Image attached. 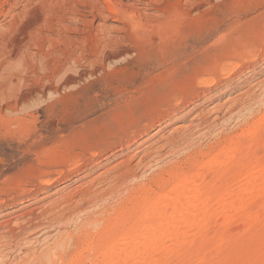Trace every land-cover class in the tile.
I'll return each instance as SVG.
<instances>
[{
	"label": "rangeland",
	"instance_id": "obj_1",
	"mask_svg": "<svg viewBox=\"0 0 264 264\" xmlns=\"http://www.w3.org/2000/svg\"><path fill=\"white\" fill-rule=\"evenodd\" d=\"M71 1L0 0V264H264V0L144 2L153 15L134 31L106 12L124 28L108 61L96 25L65 42L61 3H94ZM42 9L48 44L25 28ZM187 172L215 191L209 222L109 244L135 194L152 203L169 189L157 178Z\"/></svg>",
	"mask_w": 264,
	"mask_h": 264
},
{
	"label": "bare ground",
	"instance_id": "obj_2",
	"mask_svg": "<svg viewBox=\"0 0 264 264\" xmlns=\"http://www.w3.org/2000/svg\"><path fill=\"white\" fill-rule=\"evenodd\" d=\"M49 1V0H48ZM75 1V0H74ZM71 1V2H74ZM93 1V0H91ZM106 7H100L98 6V1H93L94 3H88V7L91 8V11L87 12L84 11L82 9H78L77 7L74 8L75 3L71 4V8H67L65 3L62 2L61 3V12L58 13V17L57 20L58 22H56L57 26L60 28V30L62 29V31H67V35L65 34L66 37H64L65 42L68 41H72L73 42H78L79 40L76 38H73L74 34L73 33H80L78 36H82L85 34V30L88 27H92L94 25H96V29L97 30V34L98 37L103 36L100 40L99 43H97L98 48L101 46L100 44H102L103 46V53L102 54V61H108L110 58V56L112 55L111 53H108L105 51V49L109 46L113 47L115 44H117V39H123L122 36H120L121 34H119L118 36H114V32L116 33H123V29L121 28L119 25H112L109 26L106 24V22L108 21V18L110 15H105L106 12H109V14L111 13V15H115L116 13H118L119 11L121 12V14H125V16L131 20L133 22V31L134 29L136 30L138 23L135 20H139L141 17H148L150 16L152 13V8L149 7V5L147 4V8H143V6L141 7L140 4L142 3H147V2H152L155 0H125V4H123L122 2H120L119 0H103ZM122 1V0H121ZM157 1V0H156ZM193 1V0H191ZM43 2L44 5H48V3L51 4V2L48 3H44V0H41V3ZM56 2V1H55ZM80 2V1H79ZM89 2V1H88ZM188 2V0H185V4ZM57 3V2H56ZM66 3H68V7L69 6V2L66 1ZM85 3H87L86 0H84V5ZM157 2H155L156 4ZM119 5V8L117 9V5ZM152 4V3H151ZM154 4V3H153ZM154 4V5H155ZM158 4V3H157ZM156 4V6H157ZM191 5L190 3H187V5ZM42 5V4H41ZM40 5V6H41ZM53 5V3H52ZM73 5V6H72ZM83 5V4H81ZM193 5V4H192ZM47 6V7H48ZM55 6V4H54ZM60 6V5H59ZM79 6V5H78ZM46 7V8H47ZM52 7V6H50ZM56 7H58V4L56 5ZM73 7V8H72ZM86 7V6H85ZM12 8V7H11ZM9 8V9H11ZM27 8V7H25ZM39 8V7H38ZM41 8H44L43 6ZM155 9H157L156 7H154ZM52 9V8H51ZM161 9V8H159ZM158 9V10H159ZM194 9V8H193ZM188 10V9H187ZM30 11V10H29ZM40 12L37 11H33V21L29 22L27 27L28 30H31V32H34V35L36 33V39L41 42H52V37L51 35H49L47 32H43V31H48L47 30H40L38 32H36L37 28L36 26L38 25V21L41 17L42 14L46 15L45 17L49 16L50 11H47L45 9V11L39 10ZM28 12V11H27ZM45 12V13H44ZM53 12V11H51ZM170 12V11H169ZM173 12V11H171ZM195 12V11H194ZM56 13V12H55ZM163 13V12H162ZM168 13V12H167ZM189 13V12H188ZM12 14V13H11ZM17 14V13H16ZM26 14V13H25ZM53 14V13H52ZM10 15V14H9ZM18 15V14H17ZM28 15V14H27ZM26 15V16H27ZM153 15V14H152ZM158 15V14H156ZM31 16V15H30ZM52 16V15H50ZM164 16V15H163ZM12 17L14 18L15 15H12ZM43 17V15H42ZM155 17V16H154ZM159 17V16H158ZM156 16V20H158V18ZM162 17V16H160ZM171 17V16H170ZM48 18V17H47ZM52 18V17H51ZM56 18V17H55ZM15 19V18H14ZM50 19V18H49ZM104 22L99 24V20H103ZM114 19V18H113ZM135 19V20H133ZM147 20V18H145ZM164 19V18H163ZM170 19V18H169ZM32 20V19H31ZM47 20V19H46ZM56 20V19H55ZM54 20V21H55ZM148 20H151L148 18ZM118 21V20H117ZM144 21V19H143ZM155 21V20H154ZM9 22V21H8ZM14 21L12 20V23ZM21 22V20H20ZM19 22V23H20ZM40 22V21H39ZM145 22V21H144ZM147 22V21H146ZM156 22V21H155ZM159 22V21H158ZM18 23V24H19ZM42 23V21H41ZM49 23V22H48ZM47 23V24H48ZM52 22H50L49 24L51 25ZM121 23V22H120ZM10 24V23H9ZM40 24V23H39ZM43 24V23H42ZM41 24V25H42ZM46 24V23H45ZM55 24V23H54ZM123 24V23H121ZM15 25V24H14ZM26 25V24H25ZM130 25V26H132ZM8 26V25H7ZM11 26V25H10ZM39 26V25H38ZM56 26V25H55ZM54 25L51 26H47V28L52 29L53 30L55 28H58L57 26L55 27ZM12 27V26H11ZM43 27V26H42ZM95 27V26H94ZM6 28V27H5ZM24 28V29H25ZM131 28V27H129ZM26 29V31H27ZM46 29V28H45ZM99 29V30H98ZM10 30V29H9ZM8 30V31H9ZM92 30V29H91ZM94 30V31H95ZM126 30V29H125ZM99 31V32H98ZM102 31V32H100ZM104 31L108 32L109 34H106ZM10 32V31H9ZM28 34L30 33V31H27ZM132 32V30H131ZM137 32V31H136ZM25 33V32H24ZM66 33V32H65ZM89 33V31H88ZM92 34H94L93 32H91ZM96 33V32H95ZM145 33V32H144ZM27 34V35H28ZM87 34V33H86ZM124 34V33H123ZM134 34V33H133ZM33 35V36H34ZM95 35V34H94ZM135 35V34H134ZM30 36V35H29ZM29 36H27L29 38ZM32 36V35H31ZM56 36V35H55ZM61 36V35H60ZM68 36V37H67ZM85 36V35H84ZM137 36V35H136ZM27 38V39H28ZM85 38V37H84ZM82 37V40L84 39ZM36 39H34V41H37ZM183 40H181L180 42H185L186 39L185 37L182 38ZM19 40V39H18ZM16 42H19V41ZM26 40V39H25ZM24 41V40H23ZM15 42V41H14ZM13 42V43H14ZM25 42V41H24ZM29 43V45L31 44L30 41H27ZM33 42V40L31 41ZM49 42V43H50ZM124 42V41H123ZM36 43V42H35ZM71 43V42H70ZM120 43V42H119ZM179 43V42H178ZM16 44V43H14ZM27 44V43H26ZM33 44V43H32ZM25 45V44H24ZM75 45V44H74ZM73 45V47H74ZM16 46V45H15ZM23 46V45H22ZM27 46V45H26ZM70 46V45H69ZM14 47V46H13ZM31 47V46H29ZM36 47V46H35ZM39 47V46H37ZM22 48V47H21ZM25 48V47H24ZM32 48V47H31ZM79 48V47H78ZM28 49V48H27ZM33 49V48H32ZM41 49V48H40ZM43 49V48H42ZM46 49V48H45ZM176 50H179V44L176 45L175 47ZM20 45L17 44L15 50L12 52V58L14 57H19L20 56V62H24V64L26 63L27 59L24 60L23 57V53L21 52V54L19 53L20 51ZM44 50V49H43ZM47 50V49H46ZM100 50V49H99ZM96 49L95 51V55L97 56L98 51ZM102 50V49H101ZM26 51V50H25ZM37 51V49H36ZM40 51V50H39ZM45 51V50H44ZM48 51V50H47ZM28 52V50H27ZM43 52V51H42ZM20 55H19V54ZM26 53V52H25ZM80 53V52H79ZM18 54V55H17ZM23 54V55H22ZM29 54V58H31L30 55H35L34 52H30L27 53ZM42 54V53H41ZM73 58H69L66 59L67 62L65 63H71V62H76V60L78 59V57L76 56V49L74 50V52L71 51V53H69ZM37 55V54H36ZM94 55V54H93ZM41 56V55H40ZM46 56V55H45ZM34 57V56H33ZM32 57V58H33ZM44 57V54H43ZM62 57V56H61ZM64 57V56H63ZM68 57V56H67ZM66 57V58H67ZM45 58V57H44ZM169 58L173 61L174 57H173V53H170ZM16 59V58H13ZM87 59V58H86ZM19 60V59H18ZM89 60V59H88ZM61 61V60H60ZM87 61V60H86ZM92 62V61H91ZM166 62V60H165ZM22 64V65H24ZM6 65V64H5ZM60 67V66H59ZM53 69V68H52ZM61 70V69H60ZM222 70V69H221ZM223 70H225V68H223ZM64 72V71H63ZM209 81V79L205 80L204 82ZM200 83H203V81H198ZM226 139H224L223 141H225ZM221 143V142H220ZM221 157V156H220ZM210 165V163H209ZM206 165H203V167H205ZM210 168V167H209ZM211 169V168H210ZM214 170V169H213ZM125 173V172H124ZM187 173H182L179 175H176V173L172 174L170 179H163L162 177L157 178L158 183H162L160 185V187H164L165 185L169 186V189L166 192H161L159 193V196L156 197L154 202H150L149 200H147V194L145 193V190L147 191L148 189H145V187L142 188V190H144L143 192L145 193L142 196V191L140 193L142 196V199L140 201H138L136 198V194L135 197L133 196V200L131 199V208H128L129 210V215L126 218H122L121 221L123 223L118 224L121 226H116L114 228V230H109L110 232L106 233L108 234V237L106 236V234H102L104 236H106V240H110L111 242L109 244L112 245H118V244H122V240H127L129 238H133V237H140L143 240H151V238L153 237L154 241L157 239L162 240L165 239L167 237H174V231L177 230L179 227L185 226L187 229L189 228H196L198 226L199 223H206L210 221V214H209V207H210V203L211 201L214 200V192L213 189L211 187H204L201 186L200 184V180H201V176L199 177V179H196L195 177H191L189 176ZM191 173V172H190ZM127 174V173H126ZM126 174H123L126 176ZM121 175V174H120ZM128 175V174H127ZM160 176V175H159ZM176 176V177H174ZM117 177V176H115ZM121 177V176H120ZM168 178V177H167ZM248 178V177H247ZM115 179V178H114ZM118 179V178H117ZM174 180V183H172L171 180ZM119 181V180H118ZM249 181V180H248ZM156 182V181H155ZM153 184V183H152ZM142 185V184H141ZM139 185V186H141ZM144 186V185H143ZM147 186V185H145ZM134 188V187H133ZM132 188V189H133ZM137 188V186H136ZM135 188V191L137 189H139L140 187H138L137 189ZM147 188V187H146ZM109 189V188H108ZM160 189V188H159ZM164 189V188H163ZM111 190V189H110ZM109 191V190H108ZM107 191V192H108ZM134 191V190H133ZM132 191V192H133ZM134 191V192H135ZM149 191V190H148ZM110 192V191H109ZM132 192H129L131 194H133ZM244 192V191H243ZM239 194V192H237ZM105 194V193H104ZM138 194V193H137ZM235 195V194H234ZM131 196V195H129ZM227 196V195H226ZM236 196V195H235ZM234 196V197H235ZM94 197V196H93ZM95 198V197H94ZM93 198V199H94ZM127 198V197H126ZM224 198V197H223ZM236 198V197H235ZM130 200V199H129ZM147 200V201H146ZM160 200V202H158ZM124 201V200H123ZM126 202V201H125ZM229 202V201H228ZM226 200L222 199L219 202H217V204L219 205V208L221 210V212L223 213L226 209L227 206L229 205ZM123 204V203H122ZM121 205V203H120ZM130 205V204H129ZM128 205V206H129ZM214 205V204H213ZM127 206V205H126ZM124 205V207H126ZM117 208H119L116 205ZM123 208V206H121ZM120 207V208H121ZM119 208V210H120ZM213 208V207H212ZM229 208V207H228ZM116 210V209H115ZM118 210H116L117 212ZM121 211H124V209H122ZM127 211V208H126ZM115 212V214H116ZM128 212V211H127ZM125 212V214L127 213ZM114 213V212H113ZM118 214V213H117ZM124 214V215H125ZM122 215V214H121ZM119 215V216H121ZM115 217V216H114ZM118 217V216H116ZM122 217V216H121ZM110 218V217H109ZM108 218V219H109ZM58 219V218H57ZM118 219V218H117ZM88 221L90 222V224L96 223L99 220L98 219H92L89 218ZM128 224V225H126ZM130 225V226H129ZM188 231H186L185 233H187ZM110 233V234H109ZM86 234V232H83L81 236H84ZM101 235V236H102ZM100 236V238H101ZM103 237V236H102ZM104 238V240H105ZM102 239V238H101ZM99 240V239H98ZM105 240V242H106ZM103 241V240H102ZM98 242H101V240H99ZM102 242V243H105ZM109 242V241H108ZM131 247H129V249L126 251L128 253H124L127 255L132 256V252ZM140 252V253H139ZM138 252V256L140 257H147L148 252L146 248H143L141 251ZM61 260L64 258V256L59 255L58 256Z\"/></svg>",
	"mask_w": 264,
	"mask_h": 264
}]
</instances>
